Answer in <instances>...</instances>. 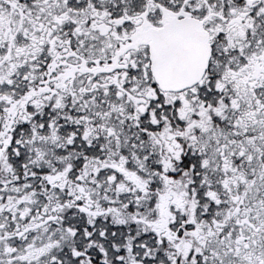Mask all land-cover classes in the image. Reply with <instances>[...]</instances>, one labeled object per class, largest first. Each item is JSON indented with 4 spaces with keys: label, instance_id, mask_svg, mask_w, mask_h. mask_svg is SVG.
<instances>
[{
    "label": "snow or ice",
    "instance_id": "6c2138e0",
    "mask_svg": "<svg viewBox=\"0 0 264 264\" xmlns=\"http://www.w3.org/2000/svg\"><path fill=\"white\" fill-rule=\"evenodd\" d=\"M0 264H264V0H0Z\"/></svg>",
    "mask_w": 264,
    "mask_h": 264
}]
</instances>
